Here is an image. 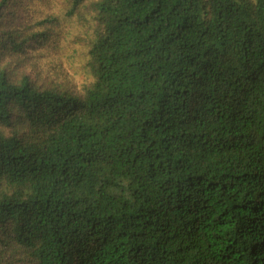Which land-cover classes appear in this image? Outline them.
<instances>
[{"label":"trees","instance_id":"16d2710c","mask_svg":"<svg viewBox=\"0 0 264 264\" xmlns=\"http://www.w3.org/2000/svg\"><path fill=\"white\" fill-rule=\"evenodd\" d=\"M0 264H264V0H0Z\"/></svg>","mask_w":264,"mask_h":264}]
</instances>
